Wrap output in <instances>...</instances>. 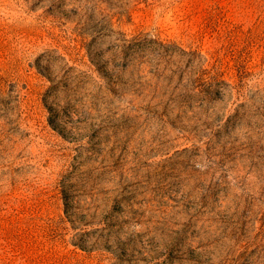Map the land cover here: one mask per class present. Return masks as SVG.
I'll list each match as a JSON object with an SVG mask.
<instances>
[{"label": "rangeland", "instance_id": "rangeland-1", "mask_svg": "<svg viewBox=\"0 0 264 264\" xmlns=\"http://www.w3.org/2000/svg\"><path fill=\"white\" fill-rule=\"evenodd\" d=\"M118 32L243 96L131 95ZM0 264H264V0H0Z\"/></svg>", "mask_w": 264, "mask_h": 264}, {"label": "trees", "instance_id": "trees-1", "mask_svg": "<svg viewBox=\"0 0 264 264\" xmlns=\"http://www.w3.org/2000/svg\"><path fill=\"white\" fill-rule=\"evenodd\" d=\"M107 56L116 70L108 72L106 79L121 83H130L129 93L138 98L154 100L156 105L165 106H222L216 100L229 102L233 97H242L241 84L227 82L215 66L207 68L194 51H185L172 43L158 38H150L138 32L128 38L126 33L118 32ZM189 54V66H179L173 57H184ZM150 55V57L146 56ZM120 59L121 62H116ZM196 60V61H195ZM143 66L148 68L149 77L142 72ZM238 71H245L243 64H238ZM99 69V66L97 67ZM126 71L127 77L116 72ZM103 75V74H102ZM127 91L123 85L119 86ZM236 106H246L237 103ZM148 108V107H147Z\"/></svg>", "mask_w": 264, "mask_h": 264}]
</instances>
